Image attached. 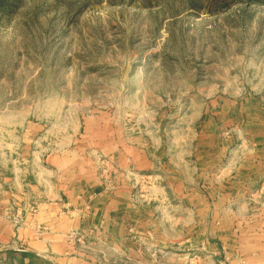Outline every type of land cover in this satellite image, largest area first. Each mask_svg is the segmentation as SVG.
Listing matches in <instances>:
<instances>
[{"label": "rangeland", "instance_id": "obj_1", "mask_svg": "<svg viewBox=\"0 0 264 264\" xmlns=\"http://www.w3.org/2000/svg\"><path fill=\"white\" fill-rule=\"evenodd\" d=\"M263 156L264 0H0V264H123L83 222L102 190Z\"/></svg>", "mask_w": 264, "mask_h": 264}, {"label": "crops", "instance_id": "obj_2", "mask_svg": "<svg viewBox=\"0 0 264 264\" xmlns=\"http://www.w3.org/2000/svg\"><path fill=\"white\" fill-rule=\"evenodd\" d=\"M196 165V182L175 179V186H154L155 197L147 206L125 204L117 196L121 207L115 209L102 190L83 216L86 228L102 229L90 244L112 248L123 264H159L150 254L154 247L170 249L160 264H264V156L239 161L224 157L214 163L203 159ZM247 197L250 204L244 202ZM244 206L261 216L253 212L246 219L238 217ZM127 225L135 229L134 238ZM142 240L152 247L141 246Z\"/></svg>", "mask_w": 264, "mask_h": 264}]
</instances>
